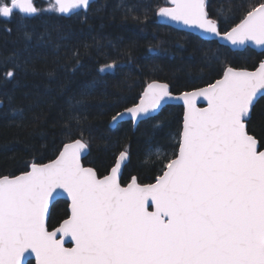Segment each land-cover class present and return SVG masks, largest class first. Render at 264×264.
Masks as SVG:
<instances>
[{"label": "snow or ice", "instance_id": "1", "mask_svg": "<svg viewBox=\"0 0 264 264\" xmlns=\"http://www.w3.org/2000/svg\"><path fill=\"white\" fill-rule=\"evenodd\" d=\"M91 2L53 0L49 10L86 11ZM170 3L158 15L233 46H264V3L224 32L223 13L218 10L213 19L207 0ZM38 11L34 0H0V17H30ZM115 67L113 62L100 71ZM14 75L5 73L9 79ZM260 97L264 62L255 71L227 67L221 79L182 93L178 151L157 147L145 158L149 163L154 155L161 166L154 183L141 184L133 176L122 186L127 151L119 153L108 175L99 177L81 162L89 147L83 133L65 143L50 163L0 177V264H25L26 253L35 255L36 264H264V137L258 139L248 128ZM170 98L169 85L153 80L138 104L112 120L125 114L133 120L149 117ZM198 98L207 106L197 107ZM58 190L67 194L69 211L50 231V202ZM64 237H70L72 247H65Z\"/></svg>", "mask_w": 264, "mask_h": 264}, {"label": "trees", "instance_id": "2", "mask_svg": "<svg viewBox=\"0 0 264 264\" xmlns=\"http://www.w3.org/2000/svg\"><path fill=\"white\" fill-rule=\"evenodd\" d=\"M263 1L207 0V10L213 19L221 10L220 30L226 31ZM52 2L34 0L39 11L30 17H0V176L53 159L64 143L83 133L89 151L82 162L99 176L124 150L129 159L121 183L133 175L140 183L152 182L161 166L154 155L149 163L145 158L157 147L177 151L173 135L181 127L182 107L168 105L134 130L130 121L111 128L112 117L135 104L152 80L179 93L212 83L228 66L254 69L264 58V52L249 47L232 51L157 23L168 0H96L87 11L67 17L49 10ZM113 62L114 69L100 71ZM8 70L14 78H6ZM248 128L264 137V97ZM50 212L52 229L67 216V202L55 201Z\"/></svg>", "mask_w": 264, "mask_h": 264}, {"label": "water", "instance_id": "3", "mask_svg": "<svg viewBox=\"0 0 264 264\" xmlns=\"http://www.w3.org/2000/svg\"><path fill=\"white\" fill-rule=\"evenodd\" d=\"M94 1H96V0H92L91 4H92ZM168 2H169V4H168V5H165V6H163V7H171L172 5H171V3H170V0H168ZM262 3H264V2H262ZM91 4H90V6H91ZM35 7H36V6H35ZM89 8H90V7H89ZM89 8H88V9H89ZM88 9H87V10H88ZM87 10H86V11H87ZM79 11H85V10H84V9H78V10H74L73 12H71V13H69V14H61V15L67 17V16H70V15H72V14H74V13L79 12ZM156 22L159 23V24H163V25L170 26V27H172V28H174V29H177V30H182V31H185V32L192 33V34L198 36L200 39H203V40H208V41H210V40H215V41H217L220 45L227 46V47H228L230 50H232V51H242V50H244L246 47H249V48L253 49L254 51H257V52H264V46H258V45L253 44L252 42H248V43H246L245 45L233 46V45H231L230 42H228V41H226V40H224V39H222V38H220V37H216V36L211 35V34H206V33H204L202 30L197 29V28H195V27L185 26L184 24H182V23H180V22L172 21L170 18L162 17V16L158 15V12H157V15H156ZM238 23H239V22H238ZM228 30H230V28H229ZM226 31H227V30H226ZM221 32H224V31H221ZM261 62H264V58L258 63V65H257L254 69H246V68H236V69H245V70H248V71H255L256 68H258V66H259V64H260ZM228 67H231V66H228ZM226 68H227V67H226ZM226 68H225V69H226ZM233 68H234V67H233ZM225 69H224V70H225ZM223 72H224V71H223ZM222 76H223V73H222L221 77H219L218 79H221ZM218 79H216V80H218ZM216 80H214L213 82H215ZM152 81H153V80H152ZM156 81L161 82V83H166V82H164V81H160V80H156ZM150 82H151V81H150ZM213 82H212V83H213ZM167 84H168V83H167ZM206 86H207V85L202 86V87H198V88H195V89H191V90H185V91H182V92H179V93H174V92H172L171 89H170V86H169V91H170V93H171V97H172V98L167 99L166 101H164V102L162 103L161 109L158 110V113H152L149 117H138L136 120H133V119L131 118L130 114H125V115L123 116V118H122V119H119L117 122H113V120L111 119V120H110V123H109V126H110L111 128H115V127H116L119 123H121V122H124V121H130V122H131V125H132V129L134 130L140 121H143V120H146V119H148V118H152V117L157 116V115L161 112V110H162L164 107H166V106H168V105H179V106H181L182 109H183V111H182L181 125H180V126H181V127H180V131H181V130H182V125H183V118H184V110H185V109H184L183 101L180 100V99H178V97H179L182 93H184V92L194 91V90H196V89L204 88V87H206ZM144 88H145V87H144ZM143 90H144V89H143ZM142 92H143V91H142ZM141 94H142V93H141ZM140 96H141V95H140ZM139 100H140V97L138 98V100H137V102H136L135 104H133V105L127 107V108H124L123 110L119 111L118 113H126V109L131 108V107H134L136 104L139 103ZM1 106H2V101L0 100V107H1ZM206 106H207V102H206L203 98H198V99H197V107H206ZM116 115H117V114H115L114 116H116ZM112 118H113V117H112ZM250 134H251V133H250ZM68 142H70V141H68ZM68 142H66V143H68ZM178 142H179V141H178ZM64 144H65V143H64ZM64 144H63V145H64ZM62 149H63V146H62V148L60 149V151H61ZM262 150H264V149H262ZM60 151H59V152H60ZM88 151H89V148H88V150L86 151V153L84 154V156L82 157V160H83V158L87 155ZM123 151H124V150H123ZM177 151H178V147H177ZM59 152H58V154H57L53 159L48 160V161H46V162H44V163H38V164H47V163H50L51 161L55 160V159L58 157ZM119 153H120V152H119ZM119 153L117 154V156H116V158H115V161H116V159H117ZM128 159H129V154H128ZM82 160H81V162H82ZM127 161H128V160H127ZM127 161L125 162V164L127 163ZM33 163H35V162H33ZM33 163H30V164H29L28 169H27L26 171L21 172V173L16 174V175H12V176L7 175V176H9V177H14V176L22 175V174H24L25 172L31 170V165H32ZM82 164H83V162H82ZM125 164H124V165H125ZM83 165H84V164H83ZM114 165H115V162H114V164L112 165V167H113ZM124 165H122L121 176H122V173H123ZM84 166H85V167H91V166H88V165H84ZM112 167H111V168H112ZM91 168H93V167H91ZM111 168L109 169V171H108L106 174H104V175H102V176H99L98 174H97V175H98L99 177L102 178L103 176L108 175V174L110 173ZM93 169H94V168H93ZM94 170H95V169H94ZM95 171H96V170H95ZM96 173H97V172H96ZM160 174H161V173H160ZM160 174H158V175H160ZM158 175H157V176H158ZM3 176H5V175H2V176H0V177H3ZM133 176H135V175H133ZM133 176H132V177H133ZM157 176H156V177H157ZM135 177H136V176H135ZM156 177H155V178H156ZM155 178H154V180H153L152 182H149V183H154V182H155ZM120 179H121V177H120ZM130 180H131V179H130ZM130 180H129L127 183H129ZM137 180H138V179H137ZM138 182H139V181H138ZM127 183H126V184L121 183V184H122V186H126ZM139 183H140V182H139ZM141 184H148V183H141ZM58 192H59L60 194H59V195H55V194H54L53 199H52L51 202H50V210H51V206H52V204H53L55 201L60 200V199L65 200V201L68 203V206H69L70 201H69V199L67 198V194H66V193H63L62 190H58ZM68 206H67V209H68V211H69V207H68ZM149 210L151 211V210H153V209L150 208ZM66 218H67V217H66ZM66 218H64V219H66ZM62 221H63V220H62ZM62 221H61L60 223H62ZM60 223H59L57 226H55L54 228L49 229V230L51 231V230H54L55 228L59 227ZM57 238H58V239L61 238V234L58 233ZM63 239H64V242H65V247H72V246H73L70 237H64ZM68 244H70V246H68ZM30 260L33 261L34 264H36V261H35V255H34V254H32V255H28V254L26 253V254H25V264H26L27 261H30Z\"/></svg>", "mask_w": 264, "mask_h": 264}, {"label": "rangeland", "instance_id": "4", "mask_svg": "<svg viewBox=\"0 0 264 264\" xmlns=\"http://www.w3.org/2000/svg\"><path fill=\"white\" fill-rule=\"evenodd\" d=\"M179 132H180V130L178 131V134H175V135H173V137H174V140H175V142L177 141H179ZM156 149V148H155ZM164 152H166L164 149H162ZM153 150H150L149 152H152Z\"/></svg>", "mask_w": 264, "mask_h": 264}, {"label": "flooded vegetation", "instance_id": "5", "mask_svg": "<svg viewBox=\"0 0 264 264\" xmlns=\"http://www.w3.org/2000/svg\"><path fill=\"white\" fill-rule=\"evenodd\" d=\"M122 151H123V150H122ZM159 174H160V173H159ZM67 206H68V203H67ZM66 217H67V216H66ZM66 217H65V218H66ZM61 221H62V220H61ZM61 221H60V222H61ZM68 246H70V244H68ZM30 261H31V260H30ZM33 264H34V263H33Z\"/></svg>", "mask_w": 264, "mask_h": 264}]
</instances>
